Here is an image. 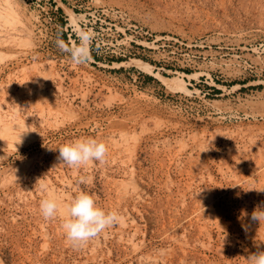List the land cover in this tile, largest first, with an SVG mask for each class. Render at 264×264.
<instances>
[{"label":"rangeland","instance_id":"obj_1","mask_svg":"<svg viewBox=\"0 0 264 264\" xmlns=\"http://www.w3.org/2000/svg\"><path fill=\"white\" fill-rule=\"evenodd\" d=\"M80 29L91 59L75 65L57 41ZM85 138L105 161L62 163ZM81 191L121 219L73 248L61 223ZM254 212L264 0H0V264H249Z\"/></svg>","mask_w":264,"mask_h":264},{"label":"clouds","instance_id":"obj_2","mask_svg":"<svg viewBox=\"0 0 264 264\" xmlns=\"http://www.w3.org/2000/svg\"><path fill=\"white\" fill-rule=\"evenodd\" d=\"M78 43L71 46L63 40L57 41V47L66 52L75 65L86 64L91 59V43L93 36L90 32L80 29L76 33ZM59 159L69 167L80 168L92 161H105L108 151L105 143L95 138L77 139L58 147ZM81 182H85L81 180ZM42 191H47L46 185H41ZM66 215L63 217L61 229L66 241L73 248H80L89 241L97 238L106 229L115 226L121 219L116 211H105L99 207L93 197L87 192H79L66 205ZM61 204L52 196L40 201L39 210L45 220L57 217ZM254 220L264 219V212L253 213ZM249 264H264V251L252 254Z\"/></svg>","mask_w":264,"mask_h":264}]
</instances>
